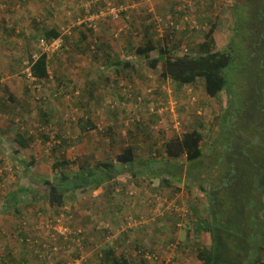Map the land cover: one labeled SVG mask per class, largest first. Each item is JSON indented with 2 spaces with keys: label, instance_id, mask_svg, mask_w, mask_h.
Instances as JSON below:
<instances>
[{
  "label": "rangeland",
  "instance_id": "1",
  "mask_svg": "<svg viewBox=\"0 0 264 264\" xmlns=\"http://www.w3.org/2000/svg\"><path fill=\"white\" fill-rule=\"evenodd\" d=\"M82 1L84 0H0V264H5L3 259L7 264H17L18 261H21L20 264H60L65 262V255L70 253H78L77 256L75 254V259L82 258L81 264H105V249L109 246V250L116 256H125L132 262L140 263L146 252H152L158 254L159 258L151 259L149 264H202L197 257V248L203 242L210 245L211 235L202 232L196 240L195 234L193 236L188 232L193 227L192 219H202L207 212V195L205 196L197 181L191 180L193 173L190 174L200 169L202 161L191 163L185 156L177 160L169 159L165 144L187 130L200 129L204 133L203 148L207 158L203 161L204 171L214 158L211 167L214 169L225 168L227 163L235 165V162L242 166L244 156H241V152L245 146H250L248 142L244 144L246 140L243 136H248L229 128L226 136L221 137L220 143H217V138L225 132L224 117L229 92L210 97L203 80L194 87L192 93L178 89L176 83L161 76L160 67L149 66L148 58L137 54L136 49L151 39L158 46L180 42L181 47L188 45V48L199 50L206 42V34L211 28L213 21L210 19H215L219 14L224 20L233 19L230 9L238 1L112 0L116 6H125V16L128 18L121 16L113 20L107 17L105 20L101 19L98 28H91L92 30L82 27L83 24H75L78 17L89 15L81 8ZM183 8L187 9L185 17L182 15ZM97 9L94 8L93 12ZM203 13L206 18L200 24L198 17L203 18ZM154 16L172 17L179 25L175 35L161 32L157 37L150 24ZM186 17L192 25L196 24L198 30L194 33L188 31L190 26L185 21ZM45 26L58 28L67 41V49L56 53L51 60L50 82L29 78L25 62L27 55L33 50V42H36L33 34L39 33L38 30ZM67 29H70L71 35L67 33ZM80 31L85 33L84 39ZM244 33L247 35L244 31L242 36ZM217 39L218 46L225 43L220 36ZM35 48L38 49L37 46ZM104 56L107 58L104 59ZM127 60H131V66L122 70V62ZM119 62L121 64L116 67ZM238 78L239 72L235 79ZM5 86L18 97L16 106L8 103L2 90ZM27 88L34 91V95H30ZM240 88H234L231 93L235 102H238L237 91ZM39 94H49L51 107L48 108L49 111L52 109L51 123L42 121L44 127L39 123V102L35 99ZM162 103H174L176 110L164 120L150 111L151 106L159 107ZM235 108L238 109V106ZM260 110L257 108L250 119L251 129L255 128L254 122L262 120ZM246 113L244 110L240 114L241 118ZM234 120L237 121V116L232 117L231 122ZM177 121L181 122L178 127ZM19 132L25 135L29 132L37 133L36 135L44 132L50 136L48 140L41 136L32 139L31 150L35 154L36 163L28 174L11 158L14 150L23 151L16 143ZM57 132L65 134L66 138L56 137ZM246 139L250 141L249 138ZM251 139H255L253 135ZM57 140H66L60 143L66 144L65 157L74 161L70 166L73 168L70 174L75 173L79 168L78 163L85 161V156L89 154H94L93 162L98 159L114 161L124 147L131 145L135 148L138 160L134 170L139 171L141 165L147 167L146 172L160 169V179L163 181L169 178L165 173L166 167L174 164L182 171V180L173 178L171 183L164 185L159 183V179L153 181L145 176L131 179L127 173H121L117 179L107 181L95 191H83L85 188L72 191L67 204L57 207L63 210L59 214L46 197V180L55 179L53 163L57 157L52 148ZM254 141L256 144L259 142L258 146L263 150L261 156L259 151L254 152L259 164L252 163L250 158L253 156L249 154L252 162L243 164L240 177V186L246 185L252 196L256 194L257 185L264 180V177L257 175L255 179L253 173L255 170L259 171L264 162V136ZM224 144L230 146L229 150L223 148ZM151 159L152 162L148 163ZM246 168H251L252 172L244 175ZM207 175L212 180L213 173ZM217 179L219 175L212 186L219 182ZM228 179L225 178L226 181ZM233 179L235 181L234 177ZM115 182L117 186H114ZM209 182L204 184L206 188H209ZM189 183L192 186L190 189ZM123 184L130 185L128 187L131 193L121 198L124 204L119 203L120 207L123 206L122 210L113 211L112 205H108L101 194L108 189L112 196L119 199L117 188L120 189ZM21 186L30 188L31 191L20 192ZM232 189L234 188L230 185L224 188L220 192L221 200L225 201ZM17 191L20 193L18 205L15 204L13 195ZM97 201H101L100 205ZM112 204H118V201L114 200ZM17 206L20 211H17ZM105 207L107 211L108 208L111 210L107 217L102 215L103 212L106 213ZM114 212L118 213L119 219L114 218ZM56 218H62L63 225L70 231L68 240L61 238L72 244L70 251L67 250L69 244L60 248L57 245L61 243L58 235L52 234L50 226ZM262 218L264 221V210ZM73 228L78 230L76 234L73 233ZM80 230L83 234L80 241H76L75 235ZM25 234L29 236L27 243ZM136 240L139 242L137 247ZM44 242L46 245L58 246V250H54L56 254H51V257L37 260L35 253H52V248L48 251L38 249ZM25 244L34 249L30 250ZM144 250L146 252L143 257L141 252ZM25 260L28 262L23 263Z\"/></svg>",
  "mask_w": 264,
  "mask_h": 264
},
{
  "label": "trees",
  "instance_id": "2",
  "mask_svg": "<svg viewBox=\"0 0 264 264\" xmlns=\"http://www.w3.org/2000/svg\"><path fill=\"white\" fill-rule=\"evenodd\" d=\"M237 1L238 2L233 4L230 9L232 10L233 19L224 20L220 17V14L216 15L215 19H210L213 21L211 22V28L206 34V42L201 45L199 50H195V48L192 49L190 47L188 48L190 53L185 54L179 51V47H181L180 42L175 45H171L170 42H168L166 45L160 44V46H158V43L151 39H148L144 45L138 46L136 49L137 54L144 56V58H148L149 62H147L149 63V66L152 68L160 67L161 76L176 83L178 85V89L181 88L186 90L185 87H192V89H194V87L203 80L206 93L210 97H217L220 93L227 92L228 94L229 92L228 107L226 108L224 117L225 132L217 138V143H220L221 137L226 136L229 128L233 131L239 130L242 135L248 136H243L246 140L244 144L248 142L250 146H245L241 152V156H244L242 159V166L235 162V165L227 163L228 166L225 168L221 167L214 169L211 168L213 162L215 161L214 158V161L207 166L210 169L207 168L208 170L206 169L204 171L203 161L207 158L203 148L204 133L200 129L193 128L191 130H187V132L170 139L165 144V152L169 159L177 160L182 156H185L187 161L191 163L202 161L200 169L197 172H190V174L193 173V178L191 180L197 181L199 187L205 192V196L207 195V212L202 219H192L193 227L190 231H188L190 234L192 233L193 236L195 234L196 240L197 236L202 232L209 233L211 235L212 243L210 245H206L203 242V244L199 243L197 248V257L202 264H264V221L262 218V211L264 210V180L262 183L257 185L256 194L253 196L248 193L249 188L246 185L240 186V183L242 182L240 177H242L241 168L243 167V164L245 162L246 164H249V162L251 163L252 161V163L255 164L256 154L254 155V152L259 151L261 153L260 156L263 153L261 147L259 148L258 146L260 143L258 142L256 144L254 140L264 136V0ZM257 6L259 8H257ZM182 11V15L185 17L187 15V9L183 8ZM205 13H203V18L198 17L200 24L204 23L203 20L206 18ZM185 21L188 26H190L188 27V31L190 33H194L198 30V28L191 27V22H189L188 19ZM82 27L87 28V25L83 24ZM40 29L38 30V32L40 31L39 33H35L32 36L36 42H33L32 46L34 47L31 46L33 50L29 52L27 58H29L32 52H34L35 46H39L41 42L48 44L61 36V32H59L60 30L58 28L45 26ZM89 29L92 30L91 28ZM244 31L247 32V35L244 33L242 36V32ZM174 32L177 31H173L171 33L172 36L175 35ZM81 34L84 39L86 37L85 33L81 32ZM218 36H220L222 40H225V43H223L222 46H218ZM236 36H238L237 39ZM62 37L65 39V42L61 50L54 53H43L35 63L31 64L32 75L38 81L50 82L48 80L51 78L50 64L51 60L54 58L53 56L56 53L67 49L66 36ZM153 53H155V56H152ZM120 64V62L116 64V67ZM122 64V66H124L122 70H125V67L131 66V60L122 62ZM116 71L118 72V70ZM238 72L239 78L235 79ZM239 86L241 88L237 91L239 93L237 96L238 102H235L231 93L234 91V88ZM2 90L7 96L9 104L15 105L18 103V97L8 87L5 86ZM27 90L30 92V95H34V91L30 88H27ZM35 99L39 102L40 125L43 126L41 123L42 121L46 122V124L51 123L52 109L49 111L50 108H48L51 107L49 94L36 95ZM32 104L33 103L31 102L30 105ZM237 106L238 109L235 108ZM257 108L261 109L260 112L262 114V120L261 122H254L255 128L251 129L250 127L252 126L250 122H252V120L250 119ZM244 110L247 111L246 116L244 115L243 118H241L240 114ZM235 116H237V121L234 120V122H231L232 117ZM242 119H244V121ZM36 134L37 133L29 132L26 134V137L25 134L19 132L16 143L23 149V151L20 150L22 151L20 152L18 150H14V154L11 155V158L16 160L17 163L23 167L22 170L26 174L31 172V169L33 168L32 166L36 163L35 154L31 150L32 139H37L41 136L43 137L42 139L48 140L50 137L44 132H41L40 135ZM61 135H64V137L66 136L65 134ZM61 135H59L60 138H62ZM252 135L255 139H251ZM246 138H249L250 141ZM64 141L66 140H60V142ZM3 142L6 144L4 139ZM60 142L55 143L52 148L53 153H55L57 157L53 163L55 179L53 181L46 180V186L48 187L46 197L49 204L54 206L56 208V212L58 210L59 214L63 210L57 209V207L60 208L67 204V199L71 198L70 193H72V191L74 192L75 190L81 188H85L83 191H87V189L94 191L107 181L117 179V176L121 173H127L131 179H137L138 177L145 176L147 179L151 178L153 181L158 179L161 180L162 171L160 169H157L156 171L151 169L147 171V173V167L145 165H141L142 167L139 171L134 170V165L138 162V160H136L137 157L135 148L131 145L124 147L123 150L115 156L114 161L98 159L96 162H93L94 154H89V156H85V161L78 163L79 168L75 170V173L70 174L73 169L70 168V166L74 161L71 162L65 157L66 153L64 152V148L66 144H62ZM223 148L227 150L230 146L224 144ZM219 150L221 151L220 147ZM18 153L23 154L18 155ZM58 154H61V157H58ZM249 154H251L250 156H253V158H250ZM249 158L252 161L249 160ZM212 159L213 158H211V160ZM225 161L227 160L225 159ZM150 162H152V159L148 161V163ZM261 165L262 166L259 171L255 170L253 172L255 179L256 175L264 177V162ZM66 166L69 167L65 168ZM63 168H65V170H63ZM250 169L251 168H246L244 175L252 172ZM179 170L174 164L167 166V172L165 173L166 175H169V178H166V180L164 179L163 181L161 180L159 183L168 185L171 183L170 180L173 178L182 180V171ZM207 173H213L212 180ZM221 173L222 176L220 177ZM218 175L219 179L217 180L219 182L212 186V184L215 183L214 179ZM232 177L235 178V181L234 179L232 180ZM225 178L229 179L226 181ZM229 180H232L231 184H228ZM207 181H210L209 188H206L204 185ZM237 181L239 185L237 184ZM113 184L114 186H117L116 182ZM228 185L234 189L230 190L229 194L226 191L229 196H227V198L225 197V201H223L220 198V192L224 190V188L228 187ZM128 186L130 185L123 184L120 189L117 188L120 200L125 195L131 193V189ZM21 187L22 188L19 190L20 192L31 191L30 188ZM139 187L142 188L140 185ZM191 187V183H189L188 188L190 189ZM115 188H113L112 191H114ZM158 188H155V190ZM19 194L20 193L18 191L13 192L14 201L17 205L20 201ZM101 197L105 199L106 203L110 206L114 200H119L115 196H112L111 191L109 192L108 189L103 191ZM120 205L121 204L117 206L118 210H121ZM122 205H124L123 202ZM193 209L196 208L193 207ZM17 211H20L18 206ZM114 218L119 219L118 214H115ZM91 221L94 220L91 218ZM105 231L109 232L108 229H105ZM52 232V234H54V231ZM77 232L78 230L73 228V233L76 234ZM82 234L83 233L80 230V233L75 235L77 238L76 241H80V236ZM24 237L26 239L25 243H27L29 236L25 234ZM60 241L61 243H57L60 248L69 244L67 250H71L72 244L64 242L62 239H60ZM25 245L30 248L29 244ZM54 246L56 245H46L44 242L38 249L48 251L52 248V253L48 254L47 252H44L42 255L40 253H35L34 257L37 260L51 257V254H56ZM137 246H139L138 241L135 244V247ZM110 248L111 246H109L108 249H105V264H142L143 262L144 264H149L151 261V259L148 258L144 259V252H146V250L141 252V255L144 258L142 259L143 261L139 263V261L132 262L125 256H116L112 250H109ZM32 249L34 248H30V250ZM150 253L153 256L152 259L157 260L159 258L158 254L152 252ZM75 254L76 253L66 254L65 262L60 264H67L69 261H74L78 253L76 256ZM31 257L32 255L30 258ZM3 260L5 264L8 263L5 259ZM28 260L23 261V263L28 262ZM20 263L21 261H18L17 264Z\"/></svg>",
  "mask_w": 264,
  "mask_h": 264
},
{
  "label": "built area",
  "instance_id": "3",
  "mask_svg": "<svg viewBox=\"0 0 264 264\" xmlns=\"http://www.w3.org/2000/svg\"><path fill=\"white\" fill-rule=\"evenodd\" d=\"M102 6V7H101ZM81 8L88 12L89 15L84 17L80 16L78 17L77 23L78 25L86 24L89 28H98L99 21L101 19L105 20L107 17H111L113 20L119 19L121 16H124L125 18H128V16H125V6H116L112 0H84L81 2ZM93 8H98L96 12H92ZM188 18H185V20ZM73 23V25L75 26ZM150 24L153 26V32L156 31L157 37L161 35V32H166L168 34L172 33L173 31L179 29V25L175 20H173L172 17H163V16H154L150 20ZM126 27V26H125ZM192 28H197L196 24L192 25ZM172 30V32H170ZM67 33L71 34L70 29H67ZM61 35L60 37L54 39L52 42L46 44L44 42H41L39 46H37L38 49L35 48V51L32 52L31 56L25 60L27 63V71L28 76L31 79H36L32 75L31 71V64L35 63L41 54L43 53H54L56 51H59L63 48L65 39H63ZM180 52L182 53H190L187 46H182L180 49ZM192 54V53H191ZM188 93H192L193 89L192 87H185ZM142 100V97L140 101ZM175 104L169 103L166 105L165 103L160 104L159 107H152L150 108L151 113H156L158 116L164 120V118H167L169 113H175L176 110H174ZM181 122L177 121L176 125L177 127L180 126ZM62 218H56L53 220V223L51 224L52 231H54V235H58V238L61 239L64 237L65 240H67L68 234H70L69 229H67L63 225ZM66 231V232H65ZM57 238V239H58ZM56 240V239H55ZM54 250H58V246H54ZM145 257L148 259H152L153 256L150 252L145 253ZM157 259V258H156ZM82 258L74 259V261H69L67 264H81Z\"/></svg>",
  "mask_w": 264,
  "mask_h": 264
},
{
  "label": "crops",
  "instance_id": "4",
  "mask_svg": "<svg viewBox=\"0 0 264 264\" xmlns=\"http://www.w3.org/2000/svg\"><path fill=\"white\" fill-rule=\"evenodd\" d=\"M104 57H105L104 59L107 58V56H104ZM114 116H115V115H114ZM114 116H112L113 119H114ZM56 135H57L56 137L60 138L59 135H61V134H60V132H57ZM61 136H62V138H66V137H64V135H61ZM58 142H59V141L57 140L56 143H58ZM96 190H97V189H96ZM94 191H95V190H94ZM98 197H99V196H98ZM99 198H100V197H99ZM101 198H102V197H101ZM97 202H98V204L100 205V202H101V201H97ZM120 202L122 203L121 200H118V204H112L111 208H112L113 211H114L115 209L118 210V209H117V206L119 205ZM105 206H107V204H105ZM122 207H123V206H122ZM122 207H121V210H122ZM105 208H106V213L103 212L102 215H103L104 217H107L109 214H111V212H110L111 210L108 208V211H107V207H105ZM115 214H118V213H115V212H114L113 216H114Z\"/></svg>",
  "mask_w": 264,
  "mask_h": 264
}]
</instances>
